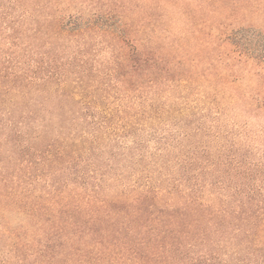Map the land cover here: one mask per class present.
I'll list each match as a JSON object with an SVG mask.
<instances>
[{"label":"trees","instance_id":"trees-1","mask_svg":"<svg viewBox=\"0 0 264 264\" xmlns=\"http://www.w3.org/2000/svg\"><path fill=\"white\" fill-rule=\"evenodd\" d=\"M184 2L0 0V264H264V139L167 40Z\"/></svg>","mask_w":264,"mask_h":264},{"label":"rangeland","instance_id":"rangeland-1","mask_svg":"<svg viewBox=\"0 0 264 264\" xmlns=\"http://www.w3.org/2000/svg\"><path fill=\"white\" fill-rule=\"evenodd\" d=\"M222 1H225L224 4L219 6L210 0H185L182 7L193 23L185 17L178 19L175 34L168 33L167 40H177L178 44L185 46L182 50L186 55L197 57L196 68L206 74L205 88L224 93L225 98L221 99V103L228 108L227 118L240 125L248 124L250 132L262 135L260 140H263L264 64L246 58L240 63H233L229 59L234 56L235 48L225 42V35L231 33L232 28L237 31L241 27L264 31V0ZM204 2L209 4L208 8L212 11L218 8L217 13L222 18L216 15L214 22V12L202 10ZM236 3L238 6H234ZM199 19H208L213 26H197L194 21ZM250 108L254 110L250 111Z\"/></svg>","mask_w":264,"mask_h":264}]
</instances>
